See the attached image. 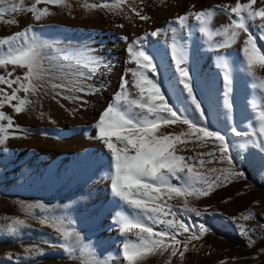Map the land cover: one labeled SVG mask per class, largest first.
I'll return each mask as SVG.
<instances>
[{"label": "rangeland", "instance_id": "rangeland-1", "mask_svg": "<svg viewBox=\"0 0 264 264\" xmlns=\"http://www.w3.org/2000/svg\"><path fill=\"white\" fill-rule=\"evenodd\" d=\"M103 2L68 0L67 7L41 3L37 7H48L51 15L36 20L27 11L7 13L4 20L17 22L0 21V38L30 28L27 42L38 47L47 71L45 79L38 82L43 87L37 94H27L31 104L24 112L16 113L7 103L0 108L13 119L12 128H7L6 120H0V129H7L6 139L5 132L0 131V264H87L89 260L127 264L123 247L136 237L122 234L117 220L121 214L136 216L137 212L112 191L113 161L97 139L96 125L102 113L117 103V95L125 91L121 88L124 79L129 81V99H140L138 89L133 87L136 78L129 71L137 69L130 47L152 57L156 71L146 74L159 85L168 104L182 117L219 132L228 146L227 156L221 159L220 141L215 138H208L203 147L191 142L177 145L178 154L186 158L198 152L215 153L214 157H196L187 162L205 173L209 183L216 176L220 180L215 181L219 186L207 196L173 194L168 199L164 195V210L171 208L174 215L159 219L182 221L191 229L187 233L179 230L177 239L185 240L198 232L200 225L210 229L189 244L183 258L179 255L182 245H176L179 251L171 257V264H264V147L259 146L264 137L258 131L261 109L252 107V101L264 105V85L259 79L264 77V71L253 77L245 70L242 49L247 34L242 32L230 46L217 48L215 45L224 37L208 39L199 31L194 16L196 12L212 10L210 27L223 29L231 23L230 15L215 6H234L237 0H130L120 10L87 7ZM13 3L19 0H7L0 6L7 8ZM32 3L33 0H24L25 7ZM253 8H264V0H257ZM133 9L149 19H140ZM180 16H188L183 28L177 22ZM247 23L250 32L260 37L258 25L264 21L257 17ZM152 32L157 35L152 36ZM257 44L264 46V40L258 39ZM181 54L184 63L179 68L188 72L187 82L201 105L203 117L184 87L185 78L176 62ZM222 58L230 66V82L225 80ZM13 67L0 68V75L13 71ZM24 71L15 68L9 79L23 76ZM50 83L67 87L53 90ZM0 87L11 92L6 85ZM18 95L23 98L26 94L21 91ZM159 115L168 117L167 112ZM186 129L187 125L177 122L162 126L160 132L179 133ZM201 158L213 162L201 167ZM210 168L218 171L210 173ZM224 169L243 175L232 176ZM169 179L177 186L208 187L201 181L186 184L184 179ZM185 199L189 207L201 213L199 216L184 210ZM249 211L251 219L240 218L241 213ZM16 220L24 223L16 224ZM144 221L155 231H177L146 217ZM241 224L250 229L247 235L241 233ZM60 226L72 233L69 241L56 231ZM250 241L255 243L249 246ZM66 243L72 245V252L62 246ZM168 258L169 252H165L149 256L142 264H166Z\"/></svg>", "mask_w": 264, "mask_h": 264}, {"label": "snow or ice", "instance_id": "snow-or-ice-1", "mask_svg": "<svg viewBox=\"0 0 264 264\" xmlns=\"http://www.w3.org/2000/svg\"><path fill=\"white\" fill-rule=\"evenodd\" d=\"M6 2L7 0H0V5ZM41 3L57 7L68 6V0H33L31 6L25 7L24 0H19V3L9 4L7 8L0 6V21L10 24L17 22L15 20H4L7 13L27 11L31 12L36 20L51 15L52 13L48 7L42 9L37 7ZM129 3L130 0H111V2L105 0L103 3L91 4L87 5V7L91 9L120 10L123 5ZM256 3L257 0H248L247 3H241V0H237L234 6L228 4L216 5V8L229 13L231 18L229 25L217 30H213L210 27L214 11L207 10L194 13L195 19L199 23V31L204 36L210 40L217 36L224 37L223 42L215 45L217 48L230 46L240 39L242 32L247 34V38L243 41L244 47L242 51L244 53L245 70L253 77H257L258 71H264V50H262L264 46H258L257 44L258 39L264 40V23L258 25L262 33L258 38L250 32L247 23L248 20L255 21L257 17L264 21V8L254 9L253 5H256ZM133 11L142 20L149 19V17L142 15L140 11L136 9H133ZM187 19L188 16L177 18L181 28L185 27ZM28 31H30V28L24 32H17L0 38V49H5L0 51V68H7L8 65L14 66L13 71L0 75V85H6L7 89H11L9 93L5 88L0 87V108H3L7 103L18 114L24 112L26 107L31 104L27 94H37L39 89L43 87L38 82L44 80L47 75L38 47L27 42ZM172 31L175 32L176 29L173 28ZM151 35L156 36L157 32H152ZM173 48H176L175 44ZM129 53L132 61L137 65V69H129V71L136 78L133 82V87L138 89L140 99H129L127 92L129 81L124 79L121 88L125 91L123 94L117 95V103L110 105L97 122V139L102 141L108 149L113 161L114 173L111 176V188L114 195L120 197L137 212L136 216L121 214L117 220L122 234L136 237L135 240L130 239L124 244L122 253L124 260L127 261V264H142V261L149 256L164 255L165 252H169L166 264H171V257L176 256L179 251L176 245H182L183 251H179V255L183 258L184 254L189 251V244L194 240L200 239L210 229L200 225L199 231L193 232L185 240L177 239V236L181 235L179 230L187 233L191 229L182 221L159 219L160 216L174 215L171 212V208L168 211L164 210L166 207L164 195L167 194L168 199H172L173 194L177 197L207 196L214 190V187L219 186L215 181L220 180V177L216 176L215 180L209 183L205 173L197 171L195 164L187 162L196 157H214L215 153L210 151L198 152L194 156L186 158L178 154L177 145H186L191 142L196 147H203L207 145L208 138H215V140L220 141L221 159L227 156L228 146L225 143V138L219 132L199 126L187 117H182L177 110H174L168 104L159 85L146 74L147 72L156 71L151 56L143 50H133L132 47L129 48ZM176 62L178 68L180 64L184 63L182 54ZM222 66L226 70L225 80L230 82L229 72L227 71L230 66L223 58ZM17 67L25 69L23 76L17 75L14 79H9V77L13 76V72ZM140 69L144 71H140ZM179 71L181 76L185 78L184 87L191 97L192 103L197 110H200V115L203 117L204 112L201 110V105L193 95L190 83L187 82V70L179 68ZM259 79L261 84L264 85V77ZM13 85H17V87H13ZM50 87L55 90L66 88L67 85L50 83ZM77 90L83 91L82 88ZM21 91L26 94L23 98L18 95ZM56 95H61V93L57 92ZM13 101H16V103L12 104ZM252 107L261 109L258 113V131L260 136L264 137V105L252 101ZM134 109H139L140 111L137 112ZM161 112H167L168 117H161L159 115ZM0 120L8 122L7 128L13 127L12 117L3 111H0ZM177 122L187 125V129L179 133L160 132L162 126L167 127ZM0 131L5 132L3 139H6L7 129H0ZM259 146L264 147V141H261ZM180 150L183 151L184 149L181 148ZM212 162V160L206 161L202 158L198 160L201 167ZM228 162L229 164L232 163L230 157H228ZM217 171L215 168L208 169L210 173ZM223 172L232 176L243 175L242 173H232L228 169H224ZM181 173L184 174L183 177L180 176ZM170 177L184 179L186 184H188V181H201L208 184V187L206 189H195L190 184L187 187L177 186L170 182ZM225 179H227V176ZM183 207L185 211L195 213L197 216L201 214L195 207H189L186 199ZM252 216L253 214L249 211L241 213L240 218L247 221ZM144 217L147 220H153L154 223L158 222L165 225L166 229H176L177 231H155L144 221ZM15 223L22 225L24 222L16 220ZM12 231H15V229L13 228ZM56 231L62 235L66 242L72 237V233L62 226L57 227ZM240 231L242 234L247 235L250 229L241 224ZM254 243L255 241H250L249 246ZM62 246L68 252L74 250L72 245L68 243ZM261 251H264V249ZM87 264H99V262L89 260ZM221 264H226V262L222 261Z\"/></svg>", "mask_w": 264, "mask_h": 264}]
</instances>
